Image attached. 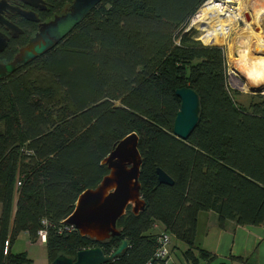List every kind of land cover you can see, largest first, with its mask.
Masks as SVG:
<instances>
[{"label": "trees", "instance_id": "16d2710c", "mask_svg": "<svg viewBox=\"0 0 264 264\" xmlns=\"http://www.w3.org/2000/svg\"><path fill=\"white\" fill-rule=\"evenodd\" d=\"M71 1L44 0L41 18ZM203 1L100 0L51 49L0 78V264H22L12 244L20 232L35 242L38 231L47 264L90 247L106 255L121 240L123 254L103 264H161L152 258L160 231L185 244L186 264H210L213 255L195 242L198 212H215L218 225L264 223V94L236 101L222 49L185 30ZM7 19L23 33L7 42L0 64L36 30L33 22ZM183 86L196 93L199 108L185 140L171 132L174 90ZM132 132L143 209L126 207L119 234L100 242L64 231L78 194L107 172L101 159ZM156 168L170 185L157 181Z\"/></svg>", "mask_w": 264, "mask_h": 264}, {"label": "water", "instance_id": "95a60500", "mask_svg": "<svg viewBox=\"0 0 264 264\" xmlns=\"http://www.w3.org/2000/svg\"><path fill=\"white\" fill-rule=\"evenodd\" d=\"M20 1L40 11L48 10L43 0ZM99 1L72 0L62 12L38 22L35 32L23 46L18 48L12 59L0 64V78L14 71L19 65L26 64L51 49ZM4 11L16 12L29 21L38 20L31 9L24 10L18 6L9 5L5 0H0V25L4 26L10 37L21 33V29L3 16ZM7 40L8 36L0 31V52L6 47ZM255 54L264 55V51L262 53L257 51ZM241 79L249 93L264 94V82L256 85L243 77ZM174 94L179 99V106L173 117L171 132L175 137L185 140L197 121L198 97L187 86L175 89ZM100 162L107 172L94 187L86 188L78 194L72 211L62 221L63 224L71 225L78 235L96 242L119 234L115 226L116 221L126 207L129 206L133 214H137L144 207L138 181L141 158L137 150L136 134L132 132L119 139ZM155 173L159 183L168 185L172 183L171 179L159 168L155 169ZM126 246V241L121 240L117 247L106 255L99 247L77 250L74 258L59 254L51 261V264H103L120 257Z\"/></svg>", "mask_w": 264, "mask_h": 264}, {"label": "crops", "instance_id": "0c3cea01", "mask_svg": "<svg viewBox=\"0 0 264 264\" xmlns=\"http://www.w3.org/2000/svg\"><path fill=\"white\" fill-rule=\"evenodd\" d=\"M159 229L156 225L153 230L157 232ZM19 234L27 238L25 232ZM174 240L171 239L169 264H186L183 257H175ZM195 242L213 255L210 264H246L242 259L253 264H264V223L238 225L231 220H225L218 225L215 212L200 211L196 218ZM27 243H30L28 238Z\"/></svg>", "mask_w": 264, "mask_h": 264}, {"label": "rangeland", "instance_id": "374dc122", "mask_svg": "<svg viewBox=\"0 0 264 264\" xmlns=\"http://www.w3.org/2000/svg\"><path fill=\"white\" fill-rule=\"evenodd\" d=\"M44 1V0H43ZM234 6H237V0H235ZM202 6H199V10L202 9ZM197 8V9H198ZM196 9V10H197ZM241 9L243 10V15L240 13V17L236 18L235 16H231V27L226 34V39L225 42L222 44L220 42H214V43H207L204 42L201 38L202 31L200 28L197 26L195 27V22L194 25L190 26L188 30L191 29V33H193V37L195 39L199 40L202 44L205 43V45H215L218 46L222 49L224 61H225V81H226V86L230 91L236 90L235 92V100L240 102L243 105H246L250 99H255L256 95L259 94H252L247 91V86L243 83L241 77L245 78L246 80L250 81L252 84H260L264 81L259 82V79L255 80H249L246 78L247 75V69L245 67L241 69H237V62L244 60L248 61V63L253 67H255V64L253 63V60L248 59L247 54H242L241 50L243 53L244 49L243 47L245 46V30H244V23L248 20H250V15L249 13L245 12L244 6L242 5ZM193 19V16L191 15L189 20L186 23V26L191 22ZM237 25L235 28L234 25ZM253 31L256 32L258 31L257 23L254 21V24L252 25ZM186 29V27H185ZM250 37L253 38L252 34L250 33ZM263 41L260 44V48H264V37H262ZM177 41V39H176ZM234 47V52H232V49ZM237 47V48H236ZM241 53V54H240ZM257 57V55H255ZM261 56V55H259ZM264 57V56H263ZM252 58V57H251ZM253 75H255L253 73ZM241 82H240V81ZM239 81V83H237ZM242 90H241V89ZM173 238V237H172ZM176 247L174 249V255L177 258H181L182 254L181 251L183 248H185V244H183L179 240H174ZM12 252L14 253H23L26 260L22 262V264H47V258H46V251L44 248L43 243L38 244V243H27V238L25 236H21V234H18L12 244ZM28 259V260H27ZM170 261V260H169Z\"/></svg>", "mask_w": 264, "mask_h": 264}, {"label": "bare ground", "instance_id": "6f19581e", "mask_svg": "<svg viewBox=\"0 0 264 264\" xmlns=\"http://www.w3.org/2000/svg\"><path fill=\"white\" fill-rule=\"evenodd\" d=\"M237 3V6L231 5L226 9H221L218 6L215 7L213 4L206 2L202 5V9L199 10L194 19L195 27L197 26L201 29V38L204 42H220L222 44L225 42L226 34L231 27V16L233 15L238 18L240 17V13L243 15V10L241 9L243 5L245 12L249 13L251 19L244 23L246 36L243 49L245 53H243L242 50L241 53L247 54V58L253 60L256 68H253L248 61H244V59L237 62V69L245 67V69H247L246 78L249 80L259 79L260 82L264 79V55L261 54V56L257 55L256 57L255 53L257 51L261 53L264 51V48H260V44L263 41L262 37H264V0H237ZM254 21L259 28L256 32H254L252 28ZM236 26L235 24L233 28ZM250 33L253 38L250 37ZM232 52H234V47ZM253 73L255 75H253ZM239 81H237V83H239Z\"/></svg>", "mask_w": 264, "mask_h": 264}, {"label": "built area", "instance_id": "2783aa9c", "mask_svg": "<svg viewBox=\"0 0 264 264\" xmlns=\"http://www.w3.org/2000/svg\"><path fill=\"white\" fill-rule=\"evenodd\" d=\"M211 3L215 7H220L221 9H226L227 7H230L231 5L234 4L235 0H204L200 6H202L205 3ZM199 12V8L193 13V19L191 22L186 26L185 30H188L190 26H192L195 22L196 15ZM63 224V223H62ZM63 230L68 232L70 230H75L71 225L63 224L62 225ZM171 239L172 235L167 232V231H160L159 234H157V237L155 239L157 247L154 249L152 253V258L154 259L155 262L161 261V264H168L170 260V245H171ZM45 241V233L43 231H38V236L35 240L36 243L41 244L44 243ZM6 248H7V242H4V247H3V254L6 253ZM145 264H150L149 261L146 262Z\"/></svg>", "mask_w": 264, "mask_h": 264}, {"label": "flooded vegetation", "instance_id": "af4514ba", "mask_svg": "<svg viewBox=\"0 0 264 264\" xmlns=\"http://www.w3.org/2000/svg\"><path fill=\"white\" fill-rule=\"evenodd\" d=\"M9 5H12V6H18L20 7L21 9H24V10H29L31 9L32 11H34V14L35 16L37 17L38 20L36 21H29V20H26L24 19L23 17H21L19 14H17L16 12H10V11H4L3 12V16L8 18V17H16L18 19H23L24 21H27V22H33L35 23L36 25L38 24V22L40 21H43L45 20V18H41V13L42 12H47V11H44V10H37L36 8H32L28 5H25L24 3H22L20 0H5ZM18 28H20L19 26H17ZM35 28H37V26H35ZM21 29V28H20ZM0 31L3 32L4 34H6L8 36V40L7 42L10 40V39H16L17 37H19L23 31L21 29V33H18L15 37H10L9 34H8V31L4 28V26H1L0 25ZM35 32V31H34ZM33 32V33H34ZM32 33V34H33Z\"/></svg>", "mask_w": 264, "mask_h": 264}]
</instances>
